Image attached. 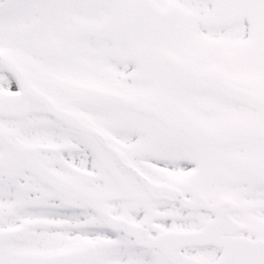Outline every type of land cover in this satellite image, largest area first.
<instances>
[{"label": "snow or ice", "instance_id": "obj_1", "mask_svg": "<svg viewBox=\"0 0 264 264\" xmlns=\"http://www.w3.org/2000/svg\"><path fill=\"white\" fill-rule=\"evenodd\" d=\"M0 264H264V0H0Z\"/></svg>", "mask_w": 264, "mask_h": 264}]
</instances>
